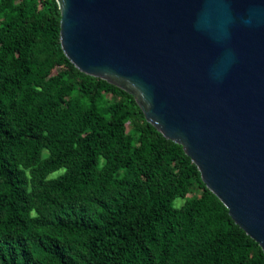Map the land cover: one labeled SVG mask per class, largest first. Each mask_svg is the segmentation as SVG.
Returning <instances> with one entry per match:
<instances>
[{
    "label": "trees",
    "instance_id": "16d2710c",
    "mask_svg": "<svg viewBox=\"0 0 264 264\" xmlns=\"http://www.w3.org/2000/svg\"><path fill=\"white\" fill-rule=\"evenodd\" d=\"M59 30L56 0H0V264H264L182 146L80 72Z\"/></svg>",
    "mask_w": 264,
    "mask_h": 264
},
{
    "label": "water",
    "instance_id": "95a60500",
    "mask_svg": "<svg viewBox=\"0 0 264 264\" xmlns=\"http://www.w3.org/2000/svg\"><path fill=\"white\" fill-rule=\"evenodd\" d=\"M82 73L135 99L264 252V0H56Z\"/></svg>",
    "mask_w": 264,
    "mask_h": 264
},
{
    "label": "rangeland",
    "instance_id": "374dc122",
    "mask_svg": "<svg viewBox=\"0 0 264 264\" xmlns=\"http://www.w3.org/2000/svg\"><path fill=\"white\" fill-rule=\"evenodd\" d=\"M58 71H59V72H62V71H64V68H63V67H58L57 69L54 70V73H55V72L57 73ZM62 171H63V170H59V171H57L56 173L51 174V175H52V176H53V175L55 176L56 174L61 173ZM187 194H188V193H185V195H187ZM175 201H176V203H180V202H181L180 198L176 199Z\"/></svg>",
    "mask_w": 264,
    "mask_h": 264
}]
</instances>
